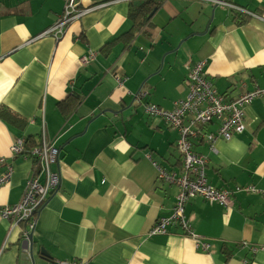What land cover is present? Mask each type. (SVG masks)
Listing matches in <instances>:
<instances>
[{
  "label": "crops",
  "instance_id": "crops-1",
  "mask_svg": "<svg viewBox=\"0 0 264 264\" xmlns=\"http://www.w3.org/2000/svg\"><path fill=\"white\" fill-rule=\"evenodd\" d=\"M135 1L80 0V9L107 5L57 39L43 34L66 0H0V177L13 168L0 207L22 201L35 171L34 158L12 152L19 137L28 150L56 143L50 169L61 177L32 229L0 217V264H264V98L245 107L243 134L214 150L206 137L194 140L210 184L261 191L236 194L228 207L191 200L197 238L177 224L150 234L172 215L179 188L146 158L182 171L179 131L146 105L172 111L186 99L193 63L207 62V79L228 100L264 87V0H225L255 14L244 21L197 0H156L147 20L135 19Z\"/></svg>",
  "mask_w": 264,
  "mask_h": 264
},
{
  "label": "built area",
  "instance_id": "built-area-1",
  "mask_svg": "<svg viewBox=\"0 0 264 264\" xmlns=\"http://www.w3.org/2000/svg\"><path fill=\"white\" fill-rule=\"evenodd\" d=\"M197 1L212 2L217 6L230 8L233 12L255 16L254 13L232 5L225 0ZM79 2L80 0H66L63 15L43 35H52L60 39L73 21L82 18L95 8L107 5L106 3L93 9H80ZM85 60L87 62L89 59L86 58ZM206 67L207 62L204 60L193 63L187 76L188 96L186 99L177 102L172 111H164L154 104L146 105L148 114L162 116L173 128L179 131L176 147L182 161V171L176 173L159 167L151 154L146 155V158L158 167L159 178L179 188L172 215L160 218L153 227L151 235H165L169 232V227L177 224L184 230L186 236L197 238L187 215V206L191 200L202 198L210 203L228 207L236 194L261 192L252 186L229 189L217 188L210 184L207 177L208 158L195 150L194 140L198 137H206L211 144V150H214L213 145L218 139L230 141L235 135L243 134L246 129L245 107L256 98H264V87H258L239 98L228 100L207 79ZM214 120L220 122L219 128L214 133L205 134V128ZM26 144L25 138H17L12 146V152L16 156L25 155L27 157L29 155L34 158L36 161L35 171L27 182L22 201L12 207H0V217L28 222L32 229L43 205L60 186V175L53 173L50 169L51 165L58 162L60 150L56 143L48 142L45 138L41 146L31 150L26 148ZM4 161L3 158L0 159V163ZM43 175L45 176L44 182L41 181ZM12 176L13 168L9 166L0 177V186L9 182Z\"/></svg>",
  "mask_w": 264,
  "mask_h": 264
},
{
  "label": "trees",
  "instance_id": "trees-1",
  "mask_svg": "<svg viewBox=\"0 0 264 264\" xmlns=\"http://www.w3.org/2000/svg\"><path fill=\"white\" fill-rule=\"evenodd\" d=\"M160 1H156V0H148L146 1L142 7L138 8L136 11H134V18H139L142 17L143 19H148L149 15L151 14V12H153L157 7L160 6ZM240 15V14H238ZM245 16V18L242 20L244 21L245 19H247V15H242ZM3 117L5 118H9L11 116H13L11 113H9L8 111H4L3 113H1Z\"/></svg>",
  "mask_w": 264,
  "mask_h": 264
},
{
  "label": "water",
  "instance_id": "water-1",
  "mask_svg": "<svg viewBox=\"0 0 264 264\" xmlns=\"http://www.w3.org/2000/svg\"><path fill=\"white\" fill-rule=\"evenodd\" d=\"M146 1H144V0H142V1H135L134 2V5L135 6H141V5H143L144 3H145ZM32 238V234L30 235V239ZM32 240H33V238H32ZM31 240V241H32Z\"/></svg>",
  "mask_w": 264,
  "mask_h": 264
}]
</instances>
